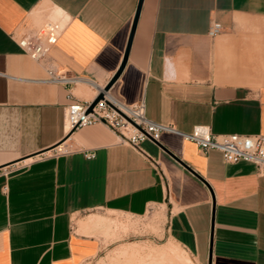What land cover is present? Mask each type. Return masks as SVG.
Returning <instances> with one entry per match:
<instances>
[{"label":"crops","instance_id":"1","mask_svg":"<svg viewBox=\"0 0 264 264\" xmlns=\"http://www.w3.org/2000/svg\"><path fill=\"white\" fill-rule=\"evenodd\" d=\"M140 1L0 0V264H83L106 248L90 222L99 210L143 216L156 206L200 264H264V173L254 163H226L168 132L166 149L142 143L150 157L103 124L68 137V92L91 100L110 83ZM213 20L224 30L210 38ZM40 30L52 60L90 81L44 82L19 43ZM110 90L183 132L264 134V0H143Z\"/></svg>","mask_w":264,"mask_h":264},{"label":"built area","instance_id":"2","mask_svg":"<svg viewBox=\"0 0 264 264\" xmlns=\"http://www.w3.org/2000/svg\"><path fill=\"white\" fill-rule=\"evenodd\" d=\"M223 30V23L220 20H213L208 29V36L215 38ZM19 43L24 51L47 71L48 76L44 82L71 87L80 81H90L70 73L52 60L49 55L50 48L45 40V30L35 34L23 33L19 37ZM106 86L97 87L96 95L91 100H81L72 91L68 92L67 97L70 103L65 112L68 134L72 131L74 133L80 127L103 124L117 135L120 143L131 146L144 156L150 157L142 147L145 140L160 141L163 133H175L194 141L205 153L212 149L220 151L226 163L248 161L254 163L260 173H264V134H216L211 126L206 124L196 125L192 132H183L173 125L148 118L144 102L127 105L115 97L110 89L106 90ZM101 93L104 97L89 111L92 103ZM64 148L56 147V152H64L66 150ZM86 156L93 158L95 153L89 152Z\"/></svg>","mask_w":264,"mask_h":264},{"label":"rangeland","instance_id":"3","mask_svg":"<svg viewBox=\"0 0 264 264\" xmlns=\"http://www.w3.org/2000/svg\"><path fill=\"white\" fill-rule=\"evenodd\" d=\"M98 213L108 223L98 226L94 233L103 238L106 248L83 264H186L184 257H181L182 254L179 255L180 257L177 256L178 259L174 256L176 253L173 254L172 250L177 249L178 241L167 230L168 217L163 207H153L143 216L124 215L104 210H99ZM99 228L101 229L98 230ZM179 245L182 250L189 252L193 260V263L189 264H200L192 251L180 243ZM158 252L160 253L156 255ZM178 254L179 252L176 255ZM180 258L183 259L180 260Z\"/></svg>","mask_w":264,"mask_h":264},{"label":"bare ground","instance_id":"4","mask_svg":"<svg viewBox=\"0 0 264 264\" xmlns=\"http://www.w3.org/2000/svg\"><path fill=\"white\" fill-rule=\"evenodd\" d=\"M81 84V83H80ZM82 85V84H81ZM30 160H33V158H31V157H29V158H27V159H25V161L27 162V161H30ZM104 216V215H103ZM105 218H106V216H105ZM108 218V217H107ZM111 221H112V219H110ZM86 221V220H85ZM84 221V222H85ZM114 221V220H113ZM90 222L91 223H93V224H95V225H104V224H106V223H108L105 219H103L102 217H99V216H97V217H94V216H92L91 218H90ZM87 223V222H86ZM85 223V224H86ZM89 223V222H88ZM82 224H84L83 222H82ZM81 224V225H82ZM84 224V225H85ZM90 224H88V226H89ZM91 226V225H90ZM89 226V227H90ZM84 227V226H83ZM105 227V226H104ZM101 228H99L98 230H100ZM102 229H104V228H102ZM178 245H176V247H177V249H175L174 248V246H172L173 248H174V250H172L173 251V254H177L178 252H179V254L178 255H174L175 257H177V256H179L180 254H182L181 255V257H184V261H185V263L186 264H189V263H193V260L191 259V257H190V255L188 254L189 252H187L186 250H182L181 249V247H180V245H179V243L178 242H176ZM173 244V243H172ZM174 245V244H173ZM169 247V246H168ZM171 248V247H170ZM173 248H171V249H173ZM169 249V248H168ZM171 249H169L170 251H171ZM171 251V252H172ZM125 252V251H124ZM175 252V253H174ZM160 252H158V253H156V255L157 254H159ZM162 253V252H161ZM125 254V253H124ZM150 255H151V253H149ZM191 254V253H190ZM133 255V254H132ZM162 255H163V253H162ZM161 255V256H162ZM147 256V255H146ZM164 256V255H163ZM149 257V256H148ZM160 257V256H159ZM180 257V256H179ZM179 257H177V259L179 258ZM153 258V257H152ZM155 258V257H154ZM160 259V258H159ZM181 259H183V258H180V260ZM162 260V259H161ZM165 262V261H164ZM171 262V261H170ZM184 264V263H183Z\"/></svg>","mask_w":264,"mask_h":264},{"label":"water","instance_id":"5","mask_svg":"<svg viewBox=\"0 0 264 264\" xmlns=\"http://www.w3.org/2000/svg\"><path fill=\"white\" fill-rule=\"evenodd\" d=\"M142 3H143V0L140 1V4H139V8H138V14H137V17H136V20H135V24H134V27H133V31H132V35H131V38H130V41H129V45H128V49H127V52H126V57L124 59V62L121 66V68L119 69V71L116 73V75L113 77V79L110 81V83L106 86V90L110 89L111 86L114 84V82L118 79V77L120 76L125 64H126V61H127V58H128V53H129V49H130V45H131V42H132V38H133V35H134V32H135V29H136V24H137V20H138V16L140 14V10H141V7H142ZM104 97V94L101 93L96 99L95 101L92 103L91 107L89 108V111H91L93 109V107L96 105V103L102 99ZM73 133V131H72ZM70 133V135L72 134ZM68 135V137L70 136ZM156 141V140H154ZM161 147H163L164 149H166L163 145H161L159 143V141H156Z\"/></svg>","mask_w":264,"mask_h":264}]
</instances>
